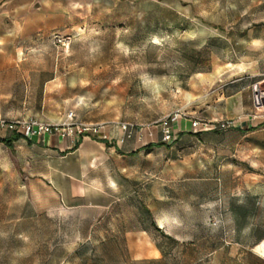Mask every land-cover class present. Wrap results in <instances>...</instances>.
Here are the masks:
<instances>
[{
    "label": "rangeland",
    "instance_id": "obj_1",
    "mask_svg": "<svg viewBox=\"0 0 264 264\" xmlns=\"http://www.w3.org/2000/svg\"><path fill=\"white\" fill-rule=\"evenodd\" d=\"M0 112L155 144L94 218L0 144V264H264V0H0Z\"/></svg>",
    "mask_w": 264,
    "mask_h": 264
},
{
    "label": "crops",
    "instance_id": "obj_2",
    "mask_svg": "<svg viewBox=\"0 0 264 264\" xmlns=\"http://www.w3.org/2000/svg\"><path fill=\"white\" fill-rule=\"evenodd\" d=\"M151 144L155 146H142L138 139L110 142L91 136L71 143L46 135L41 141L20 137L6 148L14 152L27 184L45 187L56 196L48 212H91L94 218L115 212L123 199V185L116 184L112 176L125 171V161Z\"/></svg>",
    "mask_w": 264,
    "mask_h": 264
},
{
    "label": "built area",
    "instance_id": "obj_3",
    "mask_svg": "<svg viewBox=\"0 0 264 264\" xmlns=\"http://www.w3.org/2000/svg\"><path fill=\"white\" fill-rule=\"evenodd\" d=\"M73 113L67 116L72 119ZM177 115L166 120L162 124V139L166 142H172L175 137L170 132L169 123L174 122ZM0 130L19 135L29 140L41 141L46 135H53L59 139L69 140L71 143L77 142L85 136L101 137L100 128L92 124L66 122V123H48L39 119L24 120H2L0 119Z\"/></svg>",
    "mask_w": 264,
    "mask_h": 264
},
{
    "label": "trees",
    "instance_id": "obj_4",
    "mask_svg": "<svg viewBox=\"0 0 264 264\" xmlns=\"http://www.w3.org/2000/svg\"><path fill=\"white\" fill-rule=\"evenodd\" d=\"M20 136L19 135H16V134H12V136L10 138H3V139H0V142L3 143L6 147H11V143L12 141L14 140H17L19 139ZM154 145H149L148 146V149H150L151 147H153Z\"/></svg>",
    "mask_w": 264,
    "mask_h": 264
},
{
    "label": "bare ground",
    "instance_id": "obj_5",
    "mask_svg": "<svg viewBox=\"0 0 264 264\" xmlns=\"http://www.w3.org/2000/svg\"><path fill=\"white\" fill-rule=\"evenodd\" d=\"M256 249L264 256V239L257 244Z\"/></svg>",
    "mask_w": 264,
    "mask_h": 264
}]
</instances>
